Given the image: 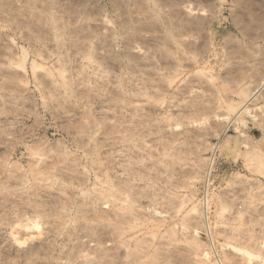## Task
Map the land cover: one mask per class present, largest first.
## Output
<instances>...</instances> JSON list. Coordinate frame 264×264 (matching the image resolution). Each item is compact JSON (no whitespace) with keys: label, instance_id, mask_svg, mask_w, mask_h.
Masks as SVG:
<instances>
[{"label":"rangeland","instance_id":"rangeland-1","mask_svg":"<svg viewBox=\"0 0 264 264\" xmlns=\"http://www.w3.org/2000/svg\"><path fill=\"white\" fill-rule=\"evenodd\" d=\"M263 261L264 0H0V264Z\"/></svg>","mask_w":264,"mask_h":264},{"label":"bare ground","instance_id":"bare-ground-1","mask_svg":"<svg viewBox=\"0 0 264 264\" xmlns=\"http://www.w3.org/2000/svg\"><path fill=\"white\" fill-rule=\"evenodd\" d=\"M188 3V2H187ZM193 4V3H192ZM193 7H194V5H193ZM196 7V6H195ZM182 8V7H181ZM183 9H184V11L186 12V13H188V14H190L192 11H193V9L196 11V10H198V8L196 7V9L195 8H192L191 6H190V4L188 5V4H184L183 5ZM193 13V12H192ZM199 13H201V12H199ZM202 14V13H201ZM200 14V15H201ZM186 22H187V20H186ZM191 22V21H190ZM189 22V23H190ZM171 25V24H170ZM189 25H191V24H189ZM172 26V25H171ZM185 26V25H184ZM172 30H173V28H172ZM171 31V30H170ZM168 32V31H167ZM168 33H170V32H168ZM175 33V32H174ZM173 36V35H172ZM175 36V35H174ZM172 38L170 37V40H171ZM182 41H183V38L181 37V38H174V39H172L171 40V43H173V44H175V45H180L181 43H182ZM251 52H253V51H251ZM245 53V52H244ZM245 55V54H244ZM240 56H242V55H240ZM251 56V55H250ZM253 56V55H252ZM238 57V56H237ZM245 57H246V55H245ZM239 58V57H238ZM242 58V57H241ZM261 58V57H260ZM240 59V58H239ZM255 59H257V58H255ZM254 59V60H255ZM248 60V59H247ZM249 60H251V59H249ZM256 61V60H255ZM238 62V61H237ZM250 62V61H249ZM254 62V61H253ZM252 61H251V66H253V63ZM241 63H243V62H241ZM246 63V62H245ZM248 63V62H247ZM246 63V64H247ZM259 63V62H258ZM240 65V64H239ZM238 65V66H239ZM249 65H250V63H249ZM250 66V67H251ZM255 66V65H254ZM248 67V66H247ZM241 68V67H240ZM243 69H246V68H243ZM246 71V70H245ZM244 71V72H245ZM238 72H239V70H238ZM241 73V72H240ZM256 73V72H255ZM238 74V73H237ZM236 74V75H237ZM209 75V74H208ZM238 76H239V74H238ZM244 76V75H243ZM232 77V76H231ZM250 77V76H249ZM248 77V78H249ZM245 78V77H244ZM209 79V78H208ZM235 79V78H234ZM243 80V79H242ZM241 80V81H242ZM232 81H234V80H232ZM206 82H207V80H206ZM234 83V82H233ZM247 83V82H246ZM235 84H236V81H235ZM248 85V84H247ZM245 86V85H244ZM231 87V86H230ZM246 88V87H245ZM246 90V89H245ZM250 93H252V92H250ZM249 93V94H250ZM218 97V96H217ZM240 97V96H239ZM251 97V96H250ZM243 98V97H242ZM219 100V99H218ZM250 100H252V99H250ZM257 100V99H256ZM231 101V100H230ZM249 101V100H248ZM229 105V104H228ZM237 105V104H236ZM232 110H234L235 108L237 109V108H239V109H243V112L244 113H247V112H249V109H247V107H245V105L244 104H241V105H239L238 107L236 106V107H234V106H231V104H230V106H229ZM228 107V108H229ZM230 109V110H231ZM230 110H228V111H230ZM245 140H246V138H245ZM247 144V143H246ZM193 211H196L195 210V208L193 209ZM35 218V217H34ZM39 224H40V222H39V220H36V219H33V217H32V221H31V224H30V230L33 232V231H38V229H39ZM27 225H28V223L27 224H21L20 222H18L16 225H15V227L14 228H12L11 229V236H12V239L15 241V243L17 244V245H22V244H24L27 240H29L31 237L29 236V235H26V234H29V231H26V232H23L24 234H21V232H20V229H21V227L22 226H24L25 228H27ZM185 228H187V227H185ZM194 232H195V234H199L200 233V231L198 230V229H194L193 230ZM249 237V236H248ZM252 237V236H251ZM250 239V238H249ZM248 239V240H249ZM197 243V242H196ZM198 245H201V244H198ZM232 247H234L233 249H235L236 251H238V252H241V253H243V255L245 254V256L249 259V260H251V259H253V258H256V259H263V258H260L261 256L257 253H253V251L252 252H250L251 250H249V249H242L243 247H241V248H238V246H237V248H236V246H233L232 245ZM245 248V247H244ZM249 250V251H248ZM256 252V251H255ZM261 254V253H260ZM202 255L205 257V258H207V259H209V254H208V252H206V251H202ZM248 260V261H249ZM264 262V261H263ZM260 263H262V262H260ZM215 264H216V262H215ZM264 264V263H263Z\"/></svg>","mask_w":264,"mask_h":264}]
</instances>
